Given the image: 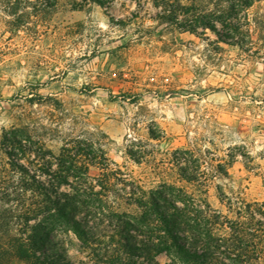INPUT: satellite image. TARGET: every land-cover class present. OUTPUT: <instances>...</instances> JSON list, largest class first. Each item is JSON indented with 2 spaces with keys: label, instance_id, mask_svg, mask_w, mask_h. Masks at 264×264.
Returning a JSON list of instances; mask_svg holds the SVG:
<instances>
[{
  "label": "rangeland",
  "instance_id": "obj_1",
  "mask_svg": "<svg viewBox=\"0 0 264 264\" xmlns=\"http://www.w3.org/2000/svg\"><path fill=\"white\" fill-rule=\"evenodd\" d=\"M178 8L180 19L200 12ZM159 10L152 0H0V177L16 178L6 137L18 131L53 154L98 145L107 168L91 162L87 173L94 183L109 175L106 204L127 217L143 212L133 200L140 189L162 183L181 188L219 231L238 207L264 202V0L248 8L240 44ZM114 224H91L92 249L63 232L56 249L72 264L168 261L151 248L152 225L129 230L141 248L127 255V233Z\"/></svg>",
  "mask_w": 264,
  "mask_h": 264
},
{
  "label": "trees",
  "instance_id": "obj_2",
  "mask_svg": "<svg viewBox=\"0 0 264 264\" xmlns=\"http://www.w3.org/2000/svg\"><path fill=\"white\" fill-rule=\"evenodd\" d=\"M152 1L160 7V19L190 30L209 29L240 44L249 29L247 10L256 0H191L190 5H181V0ZM204 3L214 9L197 7ZM178 7L200 12L180 19ZM6 141L8 164L16 178L0 177V264L12 259L25 264H72L61 248L56 249L55 238L62 232L71 233L83 247L92 249L98 240L91 226L96 219L115 220L118 234L127 233L122 239L127 255L141 248L137 241H131L129 230L141 234L148 224L157 234L151 248L167 256L164 264H264V202L238 207L237 218L223 222L219 231L206 210L204 221L196 217L195 203L181 188L162 183L148 192L140 189L133 200L143 212L127 217L106 204L103 192L111 185L109 175L94 183L87 173L91 162L107 168L108 158L98 145L91 143L87 150L65 144L53 154L41 142L22 137L18 131L9 134ZM26 153L34 154L28 164L20 161ZM180 169L187 181L197 180L185 173L187 166ZM208 180L204 176V183Z\"/></svg>",
  "mask_w": 264,
  "mask_h": 264
}]
</instances>
